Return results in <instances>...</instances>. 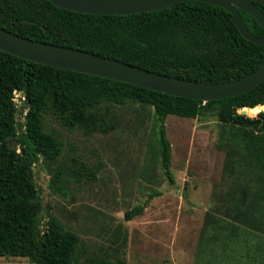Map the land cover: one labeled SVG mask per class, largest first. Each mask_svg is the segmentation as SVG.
<instances>
[{"label":"trees","instance_id":"1","mask_svg":"<svg viewBox=\"0 0 264 264\" xmlns=\"http://www.w3.org/2000/svg\"><path fill=\"white\" fill-rule=\"evenodd\" d=\"M258 6L264 11V4ZM240 13L252 33L264 36L255 17L242 9ZM0 27L33 40L199 82L236 80L264 62V46L241 33L234 15L203 1H182L133 14H93L62 8L50 0H0ZM17 91L28 102L25 111L15 100ZM132 103L154 109L162 163L171 183L175 179L167 117L216 116L225 128L220 145L227 151V168L256 176L252 188L242 186L241 203L246 206L235 205V216L264 234V83L237 96L204 102L33 62L0 49V256L27 257L35 264H127L124 259L108 258L77 261L79 235L66 229L49 210L47 228L42 229L45 205L34 179V165L43 157L52 172V163L62 153V142L46 130L44 114L52 112L64 125L87 134L107 133L116 124L107 120L101 108ZM240 110L258 114L252 117ZM19 114L25 116L24 121L18 119ZM58 178L55 174L50 187L65 192L56 183ZM146 205L127 211L126 219L142 214ZM242 231L233 232L228 221L220 220L217 235L233 247L231 235L237 245Z\"/></svg>","mask_w":264,"mask_h":264},{"label":"rangeland","instance_id":"2","mask_svg":"<svg viewBox=\"0 0 264 264\" xmlns=\"http://www.w3.org/2000/svg\"><path fill=\"white\" fill-rule=\"evenodd\" d=\"M15 100L25 111L24 93L17 91ZM101 112L115 129L87 134L64 125L52 112L44 114L46 130L62 142V153L52 163V172L43 158L34 167L45 205L43 230L49 210L79 235V262L108 258L127 264H264V234L235 216V205L246 206L241 203L242 186L252 188L256 176L227 168V151L220 145L225 128L216 116L167 117L175 179L171 183L162 163L154 109L141 103L108 104ZM18 119L24 121L25 116L19 114ZM55 174L65 192L50 187ZM142 205V214L126 219L127 211ZM220 220L228 221L233 232L244 230L237 245L234 234L233 247L223 236L219 239ZM0 264L35 263L27 257L0 256Z\"/></svg>","mask_w":264,"mask_h":264},{"label":"water","instance_id":"3","mask_svg":"<svg viewBox=\"0 0 264 264\" xmlns=\"http://www.w3.org/2000/svg\"><path fill=\"white\" fill-rule=\"evenodd\" d=\"M59 7L93 14H133L154 11L182 1H203L227 8L235 17L241 33L250 41L264 46V36L250 31L240 9L255 17L264 28V11L258 6L264 0H50ZM0 49L25 58L76 72L130 82L158 92L200 99L204 102L246 93L264 83V62L253 72L227 82H199L150 71L96 53L33 40L0 27ZM28 108V102H24ZM43 158V157H41ZM40 166L42 164L40 163ZM35 167V165H34ZM48 172L47 168H44ZM183 197L188 199L187 191Z\"/></svg>","mask_w":264,"mask_h":264}]
</instances>
